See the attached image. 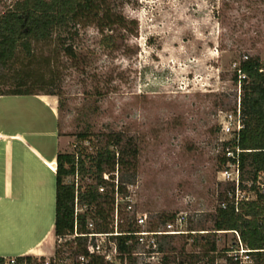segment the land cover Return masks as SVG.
I'll use <instances>...</instances> for the list:
<instances>
[{"label": "rangeland", "instance_id": "rangeland-1", "mask_svg": "<svg viewBox=\"0 0 264 264\" xmlns=\"http://www.w3.org/2000/svg\"><path fill=\"white\" fill-rule=\"evenodd\" d=\"M15 1L0 0V14ZM107 5L125 18V26L106 27L102 33L96 22L81 19L55 30L47 41L34 42L28 82L35 91L60 94V129L48 107L25 96L18 105L26 121L35 122H26L24 131L41 135L39 143L31 141L46 155L58 149L61 135L64 151H73L85 121L94 134L91 143H82L88 151L98 143L97 135L120 133L132 139L138 154L134 168L115 172V184L123 182L127 196L119 195V214L110 218V229L124 230L131 223L138 230H165L169 221L162 216L174 214L170 221L183 230L157 236L162 251L150 264H264L246 261L244 255L236 258V235L214 225L231 188L220 179L226 138L221 123L241 101L235 68L247 56L264 61V0H107ZM108 33L114 39L111 48L101 43ZM65 46L73 48L76 58ZM18 58L13 67L28 68L23 52ZM11 74L0 69V90L13 86ZM33 167L45 177L43 190L35 193L44 201L25 205L23 212L20 208L25 217L19 230L14 220L0 223L1 257L21 256L18 245L34 240L44 226H54L55 177L43 165ZM66 181L85 184L91 178ZM141 213L147 214L145 227L137 226ZM207 240L215 243L214 249ZM11 241L15 245H8ZM75 246L63 247L56 237L54 254H72ZM146 249L135 243L134 252ZM31 256L38 261L51 257ZM147 257H128L127 264H148Z\"/></svg>", "mask_w": 264, "mask_h": 264}, {"label": "trees", "instance_id": "trees-1", "mask_svg": "<svg viewBox=\"0 0 264 264\" xmlns=\"http://www.w3.org/2000/svg\"><path fill=\"white\" fill-rule=\"evenodd\" d=\"M81 19L96 22L102 33L106 27L125 26L126 22L121 14L111 11L107 0H16L7 7L0 14V69L12 73L13 86L7 91L0 90V95L40 93L28 82L32 77V68L29 67L34 62V42L47 41L55 30H62L70 22ZM101 43L107 48L113 47V35L104 34ZM65 50L72 58H76L71 46H65ZM19 52L24 53V64L28 68L13 67L14 62L19 59ZM233 79L240 84L242 90L241 113L244 127L230 144L244 150L240 154L243 175L247 174L248 178L255 179L260 172H264V61L259 56H247L235 68ZM42 93L60 95L53 89ZM62 107L63 101L60 98L59 108ZM93 137L91 123L85 121L84 129L76 134L75 149L57 153L54 217L56 236L72 233L76 222L78 230L86 231L89 220L95 222L98 231L111 230L109 221L115 212V193L118 191L120 196H127L123 182L115 184V172L117 169L134 168L133 161L138 154L135 143L120 133H107L97 135L98 143L94 144L93 151H88L82 143H91ZM221 162L225 164L224 156L221 157ZM105 175H108V179ZM86 176L91 178V182L84 184L83 181H66L68 177L82 180ZM101 187L104 188L103 192L100 191ZM76 201L87 209L76 214ZM224 201H227L226 197ZM162 217L163 222H168L175 215ZM214 225L216 230L238 231L251 249H263L264 194H259L256 200L241 204L239 212L230 203L225 208L220 204L216 210ZM133 229L129 223L124 231ZM130 237H119L118 245L122 253L133 250V245L127 244ZM206 245L211 249L215 248V243L210 240H207ZM80 251H84V247H80ZM256 255L264 259V252H257ZM17 259L19 264H42L31 255L17 256ZM91 264L106 263L102 258L95 257Z\"/></svg>", "mask_w": 264, "mask_h": 264}, {"label": "built area", "instance_id": "built-area-1", "mask_svg": "<svg viewBox=\"0 0 264 264\" xmlns=\"http://www.w3.org/2000/svg\"><path fill=\"white\" fill-rule=\"evenodd\" d=\"M244 127V122L241 113V101L238 105L236 112L225 115L224 121L221 123V132L226 135L223 138V156L226 158L224 168L220 170L221 180L230 184L231 188L226 193L227 201H223L221 206L225 208L228 203L234 206L237 212L240 211V205L249 201L256 200L259 194H264V172H260L255 179L243 176L241 167L240 154L244 151L239 146H232L230 141L238 137V133ZM2 136L0 135V138ZM108 179V175H105ZM117 190V189H116ZM100 191L103 192L104 188L101 187ZM119 193H115V212L119 214ZM85 207V209L83 208ZM131 206L129 205V208ZM86 206H79L76 201V214L84 212ZM182 217L178 218L181 223ZM147 221V214L141 213L137 216L136 222L138 227H145ZM119 228V227H118ZM114 227L109 231H98L95 228V222L89 220L87 222V230H78L77 222L75 223L74 231L65 235L57 236L59 243H63V247L74 242L76 246L72 254L67 253L64 256L60 254H53L50 258L41 261L42 264H91L92 258L100 257L106 264H127L128 257L147 255L148 264L151 260L158 259L161 254V247L158 244V235H173L183 234V230L175 229L172 221L167 223L165 230H138L134 228L133 231H124ZM236 235L238 248L233 249V255L238 258V255H244L246 261L252 259H259L256 255L257 252H264L263 249H251L247 246L241 238V235L236 230H228ZM130 235L127 244L133 245L131 252L122 253L119 249L118 241L120 236ZM135 243L145 245L147 248L142 252H134ZM80 247H84V251H80ZM249 259V260H248ZM118 260L120 262H118ZM0 264H19L17 257H1Z\"/></svg>", "mask_w": 264, "mask_h": 264}, {"label": "crops", "instance_id": "crops-1", "mask_svg": "<svg viewBox=\"0 0 264 264\" xmlns=\"http://www.w3.org/2000/svg\"><path fill=\"white\" fill-rule=\"evenodd\" d=\"M25 96L37 99L48 107L60 129L56 95L42 92L33 95H0V135L2 136L0 138V223L14 220L18 230L20 220L25 217V214L20 216V211L23 212L22 208L25 205L38 206L44 201L43 195L42 198L39 194L35 195L36 192L43 190V185L46 183L43 184L45 177H41V172L33 167L34 163L43 165L55 177L57 153L64 151L66 145V140L61 135L58 149L46 155L33 142L39 143L41 135L35 130L24 131L26 122L27 125L32 126L35 122L33 118L26 121L25 111L18 105L19 99ZM21 237H25L23 231ZM56 237L55 226L50 229L44 226L34 240L18 245L15 250L20 252L21 256H52L55 253ZM13 243L11 241L8 245H15Z\"/></svg>", "mask_w": 264, "mask_h": 264}]
</instances>
